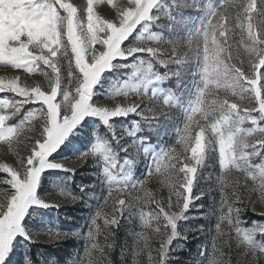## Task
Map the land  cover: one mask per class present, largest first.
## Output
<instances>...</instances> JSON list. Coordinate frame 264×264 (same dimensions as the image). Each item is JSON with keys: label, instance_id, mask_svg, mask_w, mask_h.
<instances>
[{"label": "snow or ice", "instance_id": "obj_1", "mask_svg": "<svg viewBox=\"0 0 264 264\" xmlns=\"http://www.w3.org/2000/svg\"><path fill=\"white\" fill-rule=\"evenodd\" d=\"M107 2L112 5V0ZM172 2L174 5L197 6V0H192V3L188 0ZM93 3L94 0H87L83 9L85 18L80 19L81 9L70 0H0V63L27 73L39 71L48 85L47 89H43L40 84L29 86L19 83V76L7 79L0 77V93L7 91L21 97L19 100L0 98V109L8 110L6 114H0V141L12 147L14 141L25 138L22 133L26 122L29 127L32 121L43 122L42 133L29 139L32 147L27 149L28 155L18 156V166L0 164V169L10 176L4 183L9 184L13 190L6 193L3 202H0V264H4L15 237L25 234L22 221L30 206L59 207L56 203L50 204L44 198L37 197L38 185L46 170H75L63 162L50 161L49 157L83 119L87 116L98 117L113 132V139L119 140L121 137L116 136L115 130L109 124L110 119L127 117L130 114L141 115V112L137 111L140 107L138 104L124 107L116 105L110 108L94 105L92 96L94 87L102 74L113 67L114 60L127 59L137 52H147L152 57L158 55L156 47H145L139 43L124 47L123 44L138 26L142 27L143 32L137 40L143 37V33L149 32L146 22L158 19L152 16V10L159 0H126L124 3L115 4V14L111 19L97 15ZM257 3L258 0H219L215 7L208 9L206 22L188 36L189 48L201 51L202 46V87L188 110L187 122L177 140V144L182 146V153L175 147L164 150L152 158L144 179L131 180L125 175L124 182H119V175L111 171L117 166L112 148L106 141H97L92 146L91 154L99 153L105 162L102 171L110 188L112 183L120 184L122 187L118 188L117 192L123 194L127 189H136L137 185L143 187L145 180L154 174H160L165 182L169 183L175 201L169 198V211H166L146 189L142 197L137 195L132 200L117 198L113 201L111 217L103 219V230L98 223L101 212L97 211L86 233V239L91 242L90 248L85 247V253L89 256L87 264H112L110 250L113 248L115 237L112 228L119 227L125 212L130 216L135 215L136 202L139 201L156 204L158 213L141 210L139 219L148 227L150 221H160L163 214L166 221L163 226L166 238H162L159 248L155 250V256L146 239L143 246L137 241L132 252L133 264H165L173 239L182 235L177 231L178 221L185 218L184 214L192 202L205 193L201 190L198 195H192L198 169L204 165L211 150L218 149L219 153L223 173L221 191L227 187V178L239 173L244 178V190H258L260 197L264 198V14L257 17ZM237 30L239 40L233 45L230 42L237 35ZM149 34L159 45L164 44L165 39L156 34ZM169 43L173 45L172 55L169 61H161L165 67L169 62L182 63L187 55H181L182 44L176 41ZM240 48H243V52H240ZM62 60L68 64V79L62 101L65 106L63 115L60 111L61 102L57 101L63 82ZM73 61L79 76L73 74ZM41 64L50 69V72L41 68ZM133 67L135 71L131 76L141 74L144 78L138 83L125 80L124 85L119 88L113 85L112 94L127 97L129 91H132L138 96L143 94L147 97L149 85L153 81L180 74H160L153 71V63L145 60H140L139 65ZM221 91L224 93L223 97L220 95ZM229 96L238 99L233 101ZM151 97H157L155 89L151 90ZM244 100L248 101L246 105L240 103ZM28 103H39L42 107L27 113L18 126L9 125L8 120ZM163 105L175 106L167 96L163 97ZM216 113L218 115H213ZM161 114L164 113L161 111ZM210 117L211 122L200 123V120L209 121ZM246 122H250L251 126L244 127ZM195 128L199 130L193 134ZM122 150H127V146ZM146 151L144 148V152ZM89 155L88 152L82 153L79 159L86 160ZM162 160L167 162L163 166ZM231 189L228 198L222 199L221 202L220 222L216 224L217 233L226 235L222 230V224L226 223L229 229L235 232V237L229 239H234L237 246L243 247L245 254L251 256L245 264H258V259L264 258V245H257L254 237L257 234L264 235V224L253 222V227L241 226V209L235 207L236 201L243 200L239 179L232 183ZM62 194L67 193L62 190ZM112 195L110 190L108 197ZM108 197L105 198V204L108 203ZM173 208L176 210L171 211ZM155 231L159 233L160 227L157 226ZM102 232L106 233L104 246L95 242L96 236ZM139 235L142 238L144 236L143 233ZM61 236L65 234L57 231L51 238L56 240ZM110 237L113 238L112 243L108 242ZM213 247L216 248L215 243ZM144 253L148 255L147 262L142 259ZM200 255L204 256L205 253L201 252ZM25 259L28 260L27 257ZM207 259L208 264H230L218 250L214 251L211 259ZM77 264L83 262L78 261Z\"/></svg>", "mask_w": 264, "mask_h": 264}, {"label": "rangeland", "instance_id": "obj_2", "mask_svg": "<svg viewBox=\"0 0 264 264\" xmlns=\"http://www.w3.org/2000/svg\"><path fill=\"white\" fill-rule=\"evenodd\" d=\"M70 2L81 9L80 19L85 18L83 9L86 7L87 0H70ZM124 2L126 0H112V5H109L107 0H94L93 9L102 18L111 19L115 14L113 5ZM188 2L192 3V0H188ZM218 3L219 0H197V6L193 7L174 5L172 0H159L157 6L152 10V16L158 17V19L146 22L149 32L143 33V37L137 40L138 36L143 32L142 27L138 26L137 30H134L127 40L124 41V47L135 46L137 43L145 47H156L158 55L152 57L150 53L137 52L127 59L114 60L113 67L102 74L100 81L94 87L92 103L110 108L116 105L124 107L138 104L140 107L137 111L141 112V115L130 114L127 117L120 116L110 119L109 124L115 130L116 136L121 137L119 140L113 139V132L98 117L87 116L83 119L81 124L73 130L57 149L58 151L62 146L66 145V150L69 151V154L61 159H54L53 154L56 151L49 157L50 161L63 162L67 167L75 170H46L43 172L38 185L37 197L44 198L50 204L56 203L59 207L43 208L36 205L29 207L22 221L25 234L15 237L11 251L8 253L4 264H32L25 259L27 257V244L58 247L57 250L61 253L62 260L58 261L51 258L43 260L41 264H77L78 261L87 264L89 256L85 253V247L88 246L90 248L91 242L86 239V233L91 219L95 217L97 211L101 212L98 223L103 230V219L111 217L115 199L122 197L126 200H132L137 195L142 197L145 189L152 194L156 201H159L165 207L166 211H169L167 202L170 197L174 202L175 196L170 191L169 183L165 182L163 176L154 174L151 178L145 180L143 187L137 185L136 189H127L123 194L118 193L117 189L122 187V185L112 183L111 188L109 187V182L102 171L105 162L99 153L91 154V149L97 141H106L108 143L117 160L116 168L111 169V171L113 174L119 175L117 177L119 182H124L125 175H128L131 180L144 179V174L148 171L152 158L164 150L175 147L177 151L183 152L182 146L177 144V140L184 124L187 122L186 115L188 110L193 105L199 89L202 87L203 65L202 46L201 51L189 48L187 38L206 22L208 9L215 7ZM232 11L234 15L235 10L233 9ZM262 14H264V2L258 0L256 15L259 17ZM149 33L165 39L164 44L159 45L157 41L152 40ZM238 40L237 30V35L230 43L235 45ZM169 41H176L182 44L183 51L181 55L183 56L184 53H187V55L182 63L169 62L168 66L165 67L161 61H169V57L172 55L173 45ZM239 50L243 52V48ZM233 51H236L235 47ZM69 55L71 56V53ZM140 60L153 63V71L160 74L165 72H179L180 74L169 76V78L160 81H153L149 85L147 97L143 94L138 96L132 91H129L127 97L112 94L113 85L119 88L124 85L125 80H128L129 83H138L144 78L141 74L135 77L131 76V73L135 71L133 65L138 66ZM61 64L63 82L57 101L61 102L60 111L63 115L65 114V106L62 101L64 86L67 84L68 79V64L67 61L63 60ZM40 67L50 72V69L44 68L43 64ZM244 67L246 69L247 65L245 64ZM72 71L74 75H80L75 68L74 61ZM15 76L20 77L18 82L21 84L29 86L40 84L43 89L48 87L47 80L39 71L27 73L22 69H14L10 65L0 63V77L7 79ZM152 89L156 90L157 97H151ZM220 95L223 97V91L220 92ZM165 96L169 97L171 103L175 106H164L163 97ZM0 98L21 99L15 93L7 91L0 93ZM229 99L235 101L238 98L229 96ZM240 103L246 105L248 101L244 100L240 101ZM41 107L42 105L39 103L25 104L20 112L13 115L7 123L11 126H18L27 113ZM7 111L0 109V114H6ZM161 111L164 114H161ZM213 115H218V113ZM87 120L93 121H90L87 127L80 130V126ZM211 120L212 117L207 122L200 120V123H209ZM42 123V121H32L29 127L26 122L22 133L25 138L14 141L12 147H8L4 142L0 141V164L7 163L18 166V156L28 155L27 149L32 147L29 139L42 133ZM250 126V122H246L244 125V127ZM198 130V128H195L193 134ZM129 133L132 134L130 135ZM77 142H80L82 146ZM126 146L127 150H122ZM144 148L147 149L146 152H144ZM85 152L90 153L89 157L86 160L79 159L81 154ZM257 160H259V157H257ZM165 163L167 162L161 161L162 166ZM121 169H124V171H121ZM47 172H51L52 175L46 177ZM222 176L218 149L211 150L206 157L204 165L198 169L192 195H198L201 190L205 193L192 202L190 208L184 214L185 218L178 221L177 231L182 235L173 239L165 264H192L191 261L194 262L193 264H208L207 257L211 259L214 251L217 250L223 253V258L229 261L230 264H245L246 260L251 259L250 255L247 256L245 254L243 247H238L234 239H229V237H235L234 230L229 229L228 225L224 223L222 224V230L226 235H219L216 230V224L220 222L222 199L228 198L232 190L231 185L236 179L240 180L239 190L243 195L242 202H235V207L241 209L242 227H253V222L264 224V215H260V213H264V198L260 197L258 190L256 192L245 191L243 188L244 178L239 173H234L227 178V187L221 191ZM6 179H10V176L0 169V202H3V197L6 193L13 191L9 184L4 183ZM85 183L87 185H84ZM256 184H259L258 180ZM62 190L67 194H62ZM110 190L113 193L112 197H108ZM106 197H108L107 204L104 203ZM136 203L135 215L130 216L128 212H125L124 217L120 220L119 227L113 226L112 228L115 232V237L113 248L110 250V258L116 256L118 259L117 264H133L132 252L136 247L137 241L143 246L146 239L147 244L152 249L153 256H155V250L159 248L162 238H166L163 227L166 221L163 218V214H161L160 221H150L148 227H145L139 219L141 210L148 213H158L159 209L156 204L151 202L145 204L142 201ZM199 205H202V207H198ZM60 209H64L62 213L58 212ZM175 210L173 208L171 211ZM197 221H201V223H197ZM67 223L71 226L73 224L74 228L72 230H64L67 229L65 227L68 225ZM196 225L199 227L197 230L190 229ZM157 226L161 229L159 233L155 231ZM57 231L64 233L65 236L53 240L51 236ZM140 233L144 234L143 238L139 235ZM104 234L106 233L98 234L95 239V242L101 246L105 244ZM193 234H196V236L188 240L189 236ZM183 240L200 244L197 256L183 248ZM226 240L228 243H225ZM108 242L112 243L113 238L110 237ZM254 242L257 245H264V235L257 234L254 237ZM68 243L70 244L67 245ZM214 243L216 245L215 249L213 247ZM61 244H63L61 247L63 251L59 247ZM201 252H204L205 255L201 256ZM195 253H197V250ZM142 259L147 262L148 255L146 253L142 254ZM258 264H264V258L258 259Z\"/></svg>", "mask_w": 264, "mask_h": 264}, {"label": "trees", "instance_id": "obj_3", "mask_svg": "<svg viewBox=\"0 0 264 264\" xmlns=\"http://www.w3.org/2000/svg\"><path fill=\"white\" fill-rule=\"evenodd\" d=\"M90 121L93 120H87L84 122V124H82L80 127V130H83L85 127H87V125L90 123ZM80 146H82V144L80 142H77ZM67 146L64 145L62 146L55 154H53L54 159H61L64 156L68 155L69 151L66 150ZM73 148V147H72ZM52 175L51 172H47L46 177ZM84 185H87L86 183ZM64 209H60L58 210L59 213H62ZM197 223H201V221H197ZM68 225L65 226L67 229L64 230H72L74 228L73 224L72 226L67 223ZM69 228V229H68ZM199 227L198 225H196L195 227H191L190 229H194L197 230ZM196 236V234H193L191 236H189L188 240H191L192 238H194ZM70 243H68L67 245H69ZM198 244V245H197ZM63 246V244L59 245L60 249L62 250L63 248H61ZM182 246L185 250H188L189 253L192 254H197L199 253V247L200 244L197 242L195 243L194 241H187V240H183L182 241ZM27 247V258L28 260L32 263V264H41L43 263V260H49V259H56V260H62V256L61 253L58 252V247H46L44 245L41 244H34V245H26ZM65 250V249H64ZM197 250V253H195V251ZM63 251V250H62ZM112 264H117L118 263V259L117 257H112ZM192 264L194 263L193 261H191Z\"/></svg>", "mask_w": 264, "mask_h": 264}]
</instances>
